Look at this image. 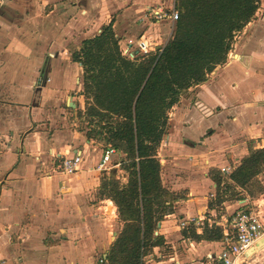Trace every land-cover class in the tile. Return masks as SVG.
<instances>
[{
	"label": "crops",
	"instance_id": "obj_1",
	"mask_svg": "<svg viewBox=\"0 0 264 264\" xmlns=\"http://www.w3.org/2000/svg\"><path fill=\"white\" fill-rule=\"evenodd\" d=\"M124 1L7 0L0 8V264H95L123 227L101 185L112 174L119 178L125 153L115 149L104 162L111 146L87 137L79 115L86 106L84 69L72 52L110 22L115 30L110 11ZM176 1L135 0L146 5L138 20L148 29L139 35L115 30L123 55L140 38L148 37L156 51L172 37L174 23L154 21L149 9ZM168 117L157 157L173 209L155 231L163 243L142 264H216L208 256L219 253L222 237L198 238L192 230L205 228L179 223L207 207L222 221V214L249 202L247 196L228 200L221 188L227 179L244 189L250 182L239 186L230 174L252 149L264 147V0L235 34L226 60L185 90ZM75 153L82 155L81 167L68 175L59 163ZM212 171L223 178L219 207ZM123 178L126 183L128 173Z\"/></svg>",
	"mask_w": 264,
	"mask_h": 264
},
{
	"label": "trees",
	"instance_id": "obj_2",
	"mask_svg": "<svg viewBox=\"0 0 264 264\" xmlns=\"http://www.w3.org/2000/svg\"><path fill=\"white\" fill-rule=\"evenodd\" d=\"M260 0H177L179 18L172 37L158 50L134 58L122 53L113 22L101 33L83 40L72 52L84 69L87 137L96 139L125 157L121 166L128 173L123 183L115 175L105 178L102 194L117 206L123 227L107 255L109 264H142L145 254L163 243L155 235L158 222L172 211L169 191L161 179L158 146L168 132L169 109L181 94L226 60L235 34L255 17ZM264 171V147L252 149L230 174L246 186ZM217 183V201L223 180ZM195 237L220 238L217 227H205Z\"/></svg>",
	"mask_w": 264,
	"mask_h": 264
},
{
	"label": "built area",
	"instance_id": "obj_3",
	"mask_svg": "<svg viewBox=\"0 0 264 264\" xmlns=\"http://www.w3.org/2000/svg\"><path fill=\"white\" fill-rule=\"evenodd\" d=\"M7 0H0V8ZM150 16L154 21L160 22L170 20L175 24L179 18V10L175 6L167 7L162 4L155 5L149 9ZM153 45L149 43L148 37L140 38L136 44V49L129 46L124 47V53L134 58L137 54L148 55L153 51ZM155 51V50H154ZM115 149L109 147L105 151L103 161H109ZM82 155L80 153L68 154L59 163L60 169L73 175L80 170ZM222 171L227 172L223 167ZM219 212L210 207L205 208L196 216L180 220L182 228L194 227L203 229L205 227L222 226L223 236L221 239L222 248L217 254H209L208 258L216 264H243L251 248L256 246L257 241L264 235V209L262 204L248 202L241 209L230 215L222 214V221L217 218ZM107 257L100 256L95 264H106Z\"/></svg>",
	"mask_w": 264,
	"mask_h": 264
},
{
	"label": "rangeland",
	"instance_id": "obj_4",
	"mask_svg": "<svg viewBox=\"0 0 264 264\" xmlns=\"http://www.w3.org/2000/svg\"><path fill=\"white\" fill-rule=\"evenodd\" d=\"M119 5H115V7H112L110 11L109 17L115 16L114 20L117 22V25L115 27V30L117 33H123V32H130L134 33L136 35L141 34L142 31L145 29L147 30V25H140L138 20V15L143 13V11L146 10V5H137L135 0H127L122 3V7L118 9ZM145 9H142V8ZM132 15L128 18V20L125 19V15ZM175 29V24L173 26ZM121 44V43H120ZM75 46H72V50H74ZM75 115H73L72 118H74ZM84 122V120H83ZM84 124H86L84 122ZM114 160L117 159V157H113ZM121 168V167H120ZM127 173L123 170L122 172H119V178L123 181V177L126 176ZM226 182V183H225ZM225 182L222 184V188L225 191V198L228 200H236L243 198L244 196H247L249 198L250 203H257L262 204V208L264 209V173L258 175L254 179L250 181V183L243 189L240 187L234 188L231 187V185L228 184V180L225 179ZM213 204H217L218 207L222 206L219 201L213 202ZM246 264H264V247L259 249L257 253H251L247 256L245 259Z\"/></svg>",
	"mask_w": 264,
	"mask_h": 264
},
{
	"label": "water",
	"instance_id": "obj_5",
	"mask_svg": "<svg viewBox=\"0 0 264 264\" xmlns=\"http://www.w3.org/2000/svg\"><path fill=\"white\" fill-rule=\"evenodd\" d=\"M264 247V238L263 239H260L257 243L256 246H254L253 248H251L248 252V255L251 254V253H254L256 250L260 249V248H263ZM243 264H246L245 263V260L243 262Z\"/></svg>",
	"mask_w": 264,
	"mask_h": 264
}]
</instances>
